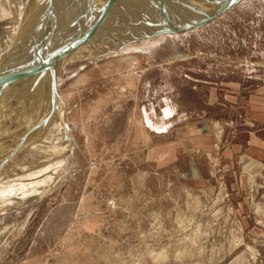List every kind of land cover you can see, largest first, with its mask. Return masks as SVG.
<instances>
[{"label":"rangeland","instance_id":"obj_1","mask_svg":"<svg viewBox=\"0 0 264 264\" xmlns=\"http://www.w3.org/2000/svg\"><path fill=\"white\" fill-rule=\"evenodd\" d=\"M33 1L0 0V116L9 63L39 57L31 33L44 18L33 20L84 4ZM122 8L87 48L138 34L134 23L151 28ZM105 51L64 66L54 56L69 168V148L22 154L36 169L0 163V264H264V161L250 153L264 131V0H232L202 24Z\"/></svg>","mask_w":264,"mask_h":264},{"label":"bare ground","instance_id":"obj_2","mask_svg":"<svg viewBox=\"0 0 264 264\" xmlns=\"http://www.w3.org/2000/svg\"><path fill=\"white\" fill-rule=\"evenodd\" d=\"M69 1H72V0H69ZM79 1H81L80 2L81 4L82 2H84V4L83 5L79 4L81 5L79 6L80 12L79 10H78L79 13L75 12L78 14H74L73 12L70 14L72 8H74L72 7L73 6L72 4H71V10H65V11L62 10L61 12H57L56 10L57 8H55L47 12L46 11L41 12L37 16V18L33 20V23L35 22L37 23V20L41 16H43L44 20L40 19L42 20V22H40L41 24L37 26L36 30L34 29L35 31L33 30L34 32L31 33L32 41H33L31 42L32 44H34V47H35V48L32 47L33 48L32 50L34 51L35 49L36 52L38 51V53H40L38 54L39 57L38 58L36 57L37 58L36 59L35 56L32 54L34 58L31 60L30 59L31 54H29V57L24 58L28 61L31 60L30 62L25 60L27 63L24 60H22L23 58L17 59L16 57L12 59L11 65L9 63V68H11L10 73L8 72L9 74L6 73V75L3 74L4 78H7L9 76V78L7 80L5 79V81L6 82L8 81V83H10L9 84L10 90L7 88L9 91H7L6 94H3V97L5 98L2 99L4 100L2 102L4 108L2 109L3 115H1L0 118L3 117L4 122L0 120V140L1 139L3 140L0 142V144H2L3 142V145L2 146L0 145V146L4 149L6 148L7 149H6V154H4L5 151L3 150L4 156L2 157V159L0 158V163H12L14 161L18 162V160L23 157L22 154L25 155V153H27L29 157L47 158L48 160L56 159V155L63 153V151L67 150L68 148L70 149L72 135H70V133L66 132L64 129V123L62 119H63V116H67V115L65 111V104L63 100L61 99V97L58 95H56V100L59 104V108L58 110L53 111V105L51 102V94H50V76L46 74L47 72L46 69L48 67L50 54H48L46 49L43 47L42 38H45L46 43H48L54 60L58 57V56L54 57L56 56L55 54L64 58L63 59L64 63L62 64L60 63L61 64L60 66H64V64H66V62L72 58L79 59V58H86V57L101 56L103 54V51H105V48L109 45H107L105 48H102L103 46L102 47L97 46L99 45L97 42L96 43L97 45L95 44L96 46L87 48L88 43H91L93 39H95L97 34H101V33L104 34L109 31L106 25L107 20H109L108 18L116 12H121L122 7L126 11L133 12V15L135 14L137 19L134 22L138 21V23L140 24L143 23L144 26L146 25V27H151V28L148 31H146L147 29H145V27L143 26L144 30L142 29L140 30L142 25L139 27L138 25H136V23H134V28L138 31L137 32L138 34L135 35V33H133L134 34L133 35L131 32L130 33L131 36L129 38L127 39L123 38L124 40V41L122 40L123 42L122 41L119 42L120 41L119 40L118 44L110 45L109 47H107L108 49L106 48L105 52H110L111 50L113 51V49H115L117 46H120V44L122 45L123 43H127V42L130 43L132 41H140V40L147 39V38L153 37L155 35H160V34H173V33L178 32L179 30L188 28L198 23H202L203 21L209 19L211 16L216 14L221 7H224L226 4L230 3L232 0H195V1L194 0L193 1L191 0H130L128 1L129 4L126 5L125 7H124V3H126L125 0H99L96 2V3L99 2L97 4L98 7L95 5L96 8H92L93 7L92 4L95 3L96 0H78V3ZM36 2L37 0H34L32 3L36 4ZM56 3H58V0ZM194 3H195V6H194ZM87 4H90L92 7H90L91 9L88 7L90 11L84 13L86 9L85 5ZM67 5H68V2H66V6ZM120 5L122 7H120ZM153 5L154 7L151 9V6ZM192 5L193 7H196V6L197 7L200 6V7L198 9L194 8L193 10H191L193 7H190V6ZM63 6L65 5L63 4ZM63 6L61 4L58 7L60 8ZM66 8L69 9L68 6ZM25 9H28V8L26 7ZM55 10L57 12L56 14L54 12ZM73 15L75 17L74 22H73L75 25L73 24L71 26L70 21H72ZM85 16H87V18L83 22L82 20L84 19ZM115 18L116 17L112 18V21ZM64 21H66V24H64ZM110 22H111V19H110ZM87 23L89 24V26L86 25L87 29H85L84 27H85V24ZM130 23L132 24V22ZM31 24L32 22L30 23L29 27H31ZM122 25L124 24L122 23ZM127 26H129V24H127ZM72 27H76V30L78 27L83 28V29L78 28L80 32H83V33H80L78 31L81 35L83 34L82 39H80L79 33L78 35H76L74 32H72L73 34L71 36H68V34L65 35L66 34L65 32L69 30V28L71 29ZM122 27L119 29H122ZM119 29H116L117 30L116 32L119 33L120 31ZM61 30L62 31L65 30V31L61 32ZM128 30H129V27H128ZM55 31L56 33L57 31H60L61 33H65V34L62 35L60 33L61 35L57 34L58 36H56ZM124 31L126 32V29ZM22 34H24V32ZM69 34H71V32ZM52 35L56 36L57 39L59 36L64 37L65 35V37L61 39V41H58L59 39L54 40L55 37ZM126 35L129 36L128 34ZM112 37L115 38V36H112ZM112 37L110 36V38ZM107 41H108V38H107ZM42 48L45 49L44 52H42L43 51ZM29 49L30 51L29 50L27 51L31 52V47ZM32 53H35V52H32ZM23 54L25 53L23 52ZM32 55L31 57H33ZM20 59L21 61L25 62V65H24V62L21 64ZM9 61H10V57L4 62L3 65L8 63ZM55 62H58V61H55ZM1 71H3V69L0 70V72ZM58 72L59 70L57 71V75H58ZM17 78L18 79L20 78L19 80H23V81L27 80L26 81L27 86L25 82H21L22 84L23 83L25 84V86H23L21 89H23L24 87H28V88H25L26 90L20 89L19 91H22V93L21 92L19 93V91H17L18 88L17 90H15L14 84H16ZM54 82L56 83L55 77H54ZM57 88H58V83H57ZM0 90H2V87L0 88ZM5 92H6V88H5ZM58 116H60V118ZM11 129H13L12 130L13 133ZM65 134H66V139H62V137H64ZM17 164L20 166V169H28V168L30 170L36 169L35 167L33 166L30 167V165H27L25 163L18 162ZM64 174L65 173L59 175L58 180L62 179L64 177ZM46 180L52 183V184L50 183V186L48 188L46 187L47 189H52L56 185V178L53 181V179L52 180L50 179V176H47L45 181Z\"/></svg>","mask_w":264,"mask_h":264},{"label":"water","instance_id":"obj_3","mask_svg":"<svg viewBox=\"0 0 264 264\" xmlns=\"http://www.w3.org/2000/svg\"><path fill=\"white\" fill-rule=\"evenodd\" d=\"M200 24H202V23H200ZM43 47L50 54V58H49V62H48V67L46 69V71H47L46 74L50 76L51 102H52V105H53V111H55V110H58V108H59V104H58V102L56 100V95L59 96L58 88H57V83H58L57 82V80H58L57 67H56L55 60L52 57L50 47H49L48 43H46L45 38H43ZM54 77L56 78V83L54 82ZM58 117L60 118V116H58ZM62 121L64 123V129H65V131L68 132V133L72 132V129H71L70 124H69L68 117L67 116H63ZM62 139H66V134L64 135V137ZM71 140L72 141H71V147H70V152H69V154H70L69 155V160H68V163H67V169L69 168L70 160H71V157H72V154H73V151H74V145H75V140H74L73 137H72Z\"/></svg>","mask_w":264,"mask_h":264},{"label":"crops","instance_id":"obj_4","mask_svg":"<svg viewBox=\"0 0 264 264\" xmlns=\"http://www.w3.org/2000/svg\"><path fill=\"white\" fill-rule=\"evenodd\" d=\"M254 145L250 148L251 157L264 161V131L253 134ZM264 167V164H261Z\"/></svg>","mask_w":264,"mask_h":264}]
</instances>
